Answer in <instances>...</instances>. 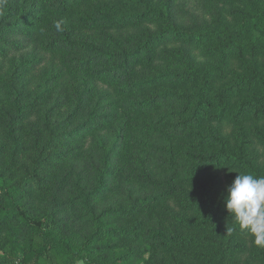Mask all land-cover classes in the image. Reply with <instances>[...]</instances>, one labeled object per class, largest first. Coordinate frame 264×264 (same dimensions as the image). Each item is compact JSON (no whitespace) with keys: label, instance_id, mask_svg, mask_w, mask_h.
I'll use <instances>...</instances> for the list:
<instances>
[{"label":"trees","instance_id":"16d2710c","mask_svg":"<svg viewBox=\"0 0 264 264\" xmlns=\"http://www.w3.org/2000/svg\"><path fill=\"white\" fill-rule=\"evenodd\" d=\"M236 171L264 176V0H0V233L24 260L106 238L123 264H264Z\"/></svg>","mask_w":264,"mask_h":264},{"label":"clouds","instance_id":"9594fccd","mask_svg":"<svg viewBox=\"0 0 264 264\" xmlns=\"http://www.w3.org/2000/svg\"><path fill=\"white\" fill-rule=\"evenodd\" d=\"M62 23H55L58 32L63 31ZM237 173L227 186L225 207L240 230L254 237L257 247L264 248V176ZM232 230L227 229V232Z\"/></svg>","mask_w":264,"mask_h":264},{"label":"rangeland","instance_id":"374dc122","mask_svg":"<svg viewBox=\"0 0 264 264\" xmlns=\"http://www.w3.org/2000/svg\"><path fill=\"white\" fill-rule=\"evenodd\" d=\"M188 7L192 9H188L190 16L197 15L200 16V18L206 17V14L200 10L201 6L195 5L196 10L194 8H191V5H188ZM67 228L70 231L69 225H67ZM80 229L81 231L88 232V230H85V227L83 225H80ZM6 231L0 233V245L2 239H8V243L3 247H0V257L3 260L2 264H112V261H115V264H123L122 258L115 260V257L117 255L123 254V250H118L117 252L108 251V249L104 246L106 238H102L100 240L98 244L101 245H99V247H97L95 251L91 252L85 250L79 257L75 258V261H70L71 255L69 253L61 252L55 248L49 249L45 255H41L35 261L29 259L24 260L23 254L19 250V247L16 244L15 240ZM29 231H31V233H28L27 231V233L23 235L22 239L26 240L27 243L32 244V246L34 247L41 242L40 231L36 233L35 230ZM28 234L29 236H27ZM81 235H76V237H80ZM136 243L137 242H135L134 244Z\"/></svg>","mask_w":264,"mask_h":264}]
</instances>
